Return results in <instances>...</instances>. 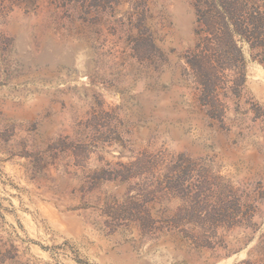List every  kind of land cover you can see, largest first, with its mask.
<instances>
[{
	"label": "rangeland",
	"instance_id": "1",
	"mask_svg": "<svg viewBox=\"0 0 264 264\" xmlns=\"http://www.w3.org/2000/svg\"><path fill=\"white\" fill-rule=\"evenodd\" d=\"M204 2L0 0V264H264V67L194 65Z\"/></svg>",
	"mask_w": 264,
	"mask_h": 264
},
{
	"label": "trees",
	"instance_id": "2",
	"mask_svg": "<svg viewBox=\"0 0 264 264\" xmlns=\"http://www.w3.org/2000/svg\"><path fill=\"white\" fill-rule=\"evenodd\" d=\"M198 11V40L203 44L194 65L211 61L222 46L241 57L242 46L255 51L264 67V8L253 0H205ZM210 37H208V36ZM213 45V47L210 46ZM228 52V51H227ZM224 55V54H223Z\"/></svg>",
	"mask_w": 264,
	"mask_h": 264
}]
</instances>
